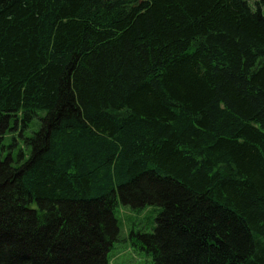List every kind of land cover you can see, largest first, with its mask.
Returning <instances> with one entry per match:
<instances>
[{
  "label": "trees",
  "instance_id": "obj_1",
  "mask_svg": "<svg viewBox=\"0 0 264 264\" xmlns=\"http://www.w3.org/2000/svg\"><path fill=\"white\" fill-rule=\"evenodd\" d=\"M0 264H108L119 201L153 264H264V0H0Z\"/></svg>",
  "mask_w": 264,
  "mask_h": 264
},
{
  "label": "rangeland",
  "instance_id": "obj_2",
  "mask_svg": "<svg viewBox=\"0 0 264 264\" xmlns=\"http://www.w3.org/2000/svg\"><path fill=\"white\" fill-rule=\"evenodd\" d=\"M252 3L255 0H248ZM44 112L24 127L20 119L10 120L8 126H0V160L10 159L13 166H19L28 158L29 149L25 140L39 130L40 118ZM24 158V159H23ZM162 212L161 207L147 206L135 209L123 205L119 199L115 209L119 234L108 253L109 264H152L150 253L137 249L131 242V233H152L156 226V219Z\"/></svg>",
  "mask_w": 264,
  "mask_h": 264
}]
</instances>
